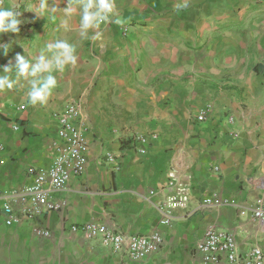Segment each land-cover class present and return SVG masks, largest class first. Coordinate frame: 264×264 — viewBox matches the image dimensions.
Masks as SVG:
<instances>
[{"label": "crops", "instance_id": "crops-1", "mask_svg": "<svg viewBox=\"0 0 264 264\" xmlns=\"http://www.w3.org/2000/svg\"><path fill=\"white\" fill-rule=\"evenodd\" d=\"M0 2L23 12L21 32L0 36L12 49L0 53V67L17 53L34 59L60 38L75 43L78 56L55 73L44 105L27 103L23 78L0 90V264H199L192 248L210 226L233 233L241 251L264 250V222L251 211L258 199L264 206V0H186L179 10L185 0H115L128 33L107 23L96 40L79 37L78 12L63 14L69 0H49L57 12L47 20L26 10L38 0ZM70 102L86 129L89 163L53 195L60 209L35 217L51 233L43 237L27 222L9 225L3 205L26 207L19 202L28 167L56 157L54 115ZM212 195L239 207L202 203ZM184 196L161 224L165 203ZM92 219L124 233L161 230L165 246L134 261L69 230Z\"/></svg>", "mask_w": 264, "mask_h": 264}, {"label": "built area", "instance_id": "built-area-1", "mask_svg": "<svg viewBox=\"0 0 264 264\" xmlns=\"http://www.w3.org/2000/svg\"><path fill=\"white\" fill-rule=\"evenodd\" d=\"M260 1V0H258ZM128 25L121 26V33H128ZM208 110L199 113L196 118L198 122L207 120ZM79 109L76 103H68L54 115L57 122L56 133L62 141L57 155L47 167L29 166V183L20 194L21 205L15 209L11 204L3 205L7 215V222L12 224L29 223L36 235L43 237L51 233L36 222V216L50 211L59 210L61 204L53 197L69 189L71 181L82 176L88 166V138L86 129L79 123ZM142 139L139 138V142ZM138 142V141H137ZM141 152L145 149L141 148ZM218 169V168H216ZM258 185L264 189V175L259 176ZM186 196L177 199L170 198L166 202L168 209L161 220V224L170 223V212L174 208L184 206ZM203 204L215 208L227 206L239 207L234 198H223L219 196H208L203 199ZM252 214L264 222V206L262 199H258L256 206L252 208ZM72 232H84L91 238H97L106 247L130 260L139 261L153 256L165 246V238L161 230L150 233H124L107 224L87 220L80 224L70 226ZM193 257L199 264H264V250L253 246L241 251L233 233L215 227H208L202 237L198 238L192 248Z\"/></svg>", "mask_w": 264, "mask_h": 264}, {"label": "clouds", "instance_id": "clouds-1", "mask_svg": "<svg viewBox=\"0 0 264 264\" xmlns=\"http://www.w3.org/2000/svg\"><path fill=\"white\" fill-rule=\"evenodd\" d=\"M187 7V2L176 5L177 10ZM33 12L36 18L55 19L57 8L49 7V0H38V3L26 9ZM79 13V37L81 40H96V31L101 25L115 23L122 25L125 21L116 12L115 0H69L63 8L65 16ZM23 12H17L14 6H5L0 2V36L3 34H19L23 20ZM91 34V35H90ZM11 43H0V53L7 56L11 51ZM23 46V45H22ZM24 47V46H23ZM14 63L0 67L4 74H0V90H12L19 78L28 82L26 93L27 103L30 105H44L57 87L55 73L63 72L67 67L78 62L76 44L60 38L48 42L34 59L26 54L17 53ZM15 72L16 79L10 75Z\"/></svg>", "mask_w": 264, "mask_h": 264}, {"label": "rangeland", "instance_id": "rangeland-1", "mask_svg": "<svg viewBox=\"0 0 264 264\" xmlns=\"http://www.w3.org/2000/svg\"><path fill=\"white\" fill-rule=\"evenodd\" d=\"M89 97H90V98H93L92 95H90ZM77 101H78V100H77ZM83 101H85V100H83ZM78 102H79V101H78ZM70 103H72V102H70ZM73 103H74V102H73ZM103 117H104V116H103ZM103 117H102V119H103ZM119 117H122V115H112V119L115 118L117 122H119ZM134 117H135L134 115H129V116H125V119L128 120V121H130V120L135 119ZM112 119H110V118H108V117L106 118V120H108V121H110V122H112ZM136 120H137V121L139 120V116H137V115H136ZM104 122H105V120H104Z\"/></svg>", "mask_w": 264, "mask_h": 264}]
</instances>
